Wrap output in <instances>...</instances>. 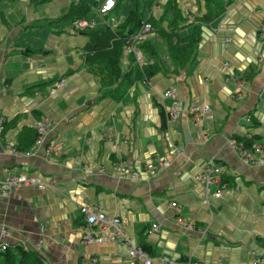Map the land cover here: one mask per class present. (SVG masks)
<instances>
[{
    "label": "crops",
    "instance_id": "1",
    "mask_svg": "<svg viewBox=\"0 0 264 264\" xmlns=\"http://www.w3.org/2000/svg\"><path fill=\"white\" fill-rule=\"evenodd\" d=\"M71 1L0 0V112L13 122L0 133V178L31 173L57 181L56 189L20 187L0 196V226L10 229V241L25 248L41 239L44 264H141L120 238L82 240L80 206L88 204L119 216L151 256L253 264L264 255V0H174L184 18L180 35L199 32L191 59L148 79L135 63L119 86L108 87L83 63L87 36L61 18ZM85 1V17L98 21L103 0ZM167 1L150 0L145 16L159 19ZM159 47L167 50L162 40ZM131 58L122 54L123 70ZM169 88L174 98L164 95ZM175 102L205 103L211 117L195 121L183 110L162 128L158 105L167 112ZM38 119L48 123L43 142L13 152L8 145ZM245 133L259 135L260 148L243 157L231 139ZM158 158L169 165L146 168ZM121 161L140 179L120 177ZM152 223L160 229L148 232Z\"/></svg>",
    "mask_w": 264,
    "mask_h": 264
},
{
    "label": "trees",
    "instance_id": "2",
    "mask_svg": "<svg viewBox=\"0 0 264 264\" xmlns=\"http://www.w3.org/2000/svg\"><path fill=\"white\" fill-rule=\"evenodd\" d=\"M123 1L124 0H116L114 7L110 10L108 15L112 13V16L117 18ZM149 6L150 0H130L125 16L121 19L117 18L118 22L116 26L107 27L96 25L79 31L88 38L82 48L83 63L89 71L91 70L98 74L102 87L111 86L115 82L118 83L119 86V82L131 73L132 67L136 62L134 58L130 56L132 58L127 69H122L121 56L123 54V46L131 35L139 30L144 22H149L151 31L156 32L157 35L154 38H147L138 44L143 52V63L139 65L140 69L137 70L139 77L148 79L158 70L167 69L169 64L178 62L180 65H185V63L191 59L194 48L199 41L198 29H195V31L188 36L180 35L179 30L184 18L181 16L174 0H168L166 2L163 13L159 19H154L152 16H145V9ZM90 10V4L85 0H72L66 13L61 18L69 20L82 18L85 17ZM210 19L211 17L209 14H205L202 17V20L206 22ZM157 37L162 38L167 50L160 52L159 47L154 43ZM116 90H119V87ZM106 92L111 91L107 90ZM115 94L116 92L114 95ZM158 109L161 117V127L165 128L167 112L161 105H158ZM12 123V121H6L4 119L2 132ZM253 124L256 125L257 122ZM36 135L37 133L34 127H23L18 134V140L15 144L16 150H28L31 145L34 144ZM232 138L236 139L242 147L254 150L259 135L254 134L251 135V137H246V135L235 134ZM223 181L225 182L224 178L222 179V182ZM138 245L149 255H152V250L149 245L146 243H140ZM183 259L186 258L182 257L179 260ZM0 264H44V262L40 258L39 253L18 246L16 248L12 247L0 251Z\"/></svg>",
    "mask_w": 264,
    "mask_h": 264
},
{
    "label": "built area",
    "instance_id": "3",
    "mask_svg": "<svg viewBox=\"0 0 264 264\" xmlns=\"http://www.w3.org/2000/svg\"><path fill=\"white\" fill-rule=\"evenodd\" d=\"M116 0H103L100 5L95 7V13L99 17V20H95L89 17H82L73 19L71 22V26L76 31L85 30L87 28L94 27L96 25H103L107 27H114L117 25L116 17H109L108 13L114 7ZM151 31V25L149 22H144L139 30L131 35V37L127 40V42L123 46V55L132 56L134 61L141 65L143 63V52L142 49L138 46V44L146 39V36ZM64 81L60 79L56 85H63ZM165 96L175 97L174 89L169 88L164 91ZM187 111L188 114L191 115L193 120L198 121L202 115L211 117L210 115V107L205 103L200 104H192L187 108H184L183 105L179 102H175L170 109L167 111V119L172 121L177 118L179 112ZM250 120V117H247ZM3 121L4 118L0 112V133L3 130ZM33 127L36 130V139L34 144L40 145L43 142L44 135L48 131V123L44 119L35 120L33 123ZM246 137H251V133H245ZM231 143L239 145L236 139L232 138ZM242 151V155L245 157L248 154L249 149H246L239 145ZM8 147L16 152V148L13 144L8 145ZM259 146H255V150H259ZM46 151H52V147L49 145L46 147ZM169 165V160L166 158H158L151 162L146 168L155 171L166 168ZM117 170L120 175L126 176L130 175L133 179H140V173L137 170H128V165L125 161H121L117 165ZM208 170L204 174V177L207 176ZM208 180V179H207ZM209 182V180H208ZM37 188L40 190L45 189H56L57 181L53 177H43L40 175H35L31 173H19L17 175H6L4 178H0V196H5L10 192L20 188ZM225 187V183L220 181L219 187L215 190V196H221L222 190ZM171 206L177 207L175 201L170 202ZM178 208V207H177ZM80 214L83 219V225L80 227L83 232L82 240L85 243L91 242H108L114 240L115 238H120V240L127 247V254L130 258L139 260L141 264H205L203 262H199L191 259V257H187L186 259H172L166 255H155L151 256L146 251H144L140 245L135 243L124 230V222L117 215H110L100 209L91 207L88 204H83L80 206ZM185 224V223H184ZM186 225V224H185ZM191 224L189 223L188 226ZM160 229V225L157 223H152L148 229V232L158 231ZM198 235L200 238H204L207 236V227L199 226L197 228ZM11 231L6 225L0 226V251H3L7 248L15 247L13 243L10 241ZM41 239H38L31 246H28V242H25V249L34 251L36 253H40L41 248ZM94 259V258H92ZM253 264H264V255L256 258Z\"/></svg>",
    "mask_w": 264,
    "mask_h": 264
},
{
    "label": "rangeland",
    "instance_id": "4",
    "mask_svg": "<svg viewBox=\"0 0 264 264\" xmlns=\"http://www.w3.org/2000/svg\"><path fill=\"white\" fill-rule=\"evenodd\" d=\"M127 5H128V0H124L123 2H122V5H121V8H120V10H119V14H118V16H117V18L119 19V18H121L122 16H123V14H125V12H126V9H127ZM156 32H154V31H150V33L146 36V39L147 38H154V37H156ZM158 39H155L154 40V43L156 44V46H158L159 47V43L161 42V40H162V38L160 37H157ZM161 39V40H160ZM159 49H160V52H163L162 51V49L159 47ZM164 56V55H163ZM60 80V79H59ZM58 80V81H59ZM57 81V82H58ZM64 84V83H63ZM62 86V85H61ZM4 118V117H3ZM257 146V145H256ZM255 150V149H254ZM244 157V156H243Z\"/></svg>",
    "mask_w": 264,
    "mask_h": 264
}]
</instances>
